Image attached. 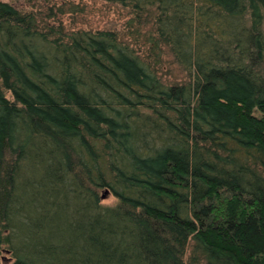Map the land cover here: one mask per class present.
I'll return each instance as SVG.
<instances>
[{
  "label": "rangeland",
  "instance_id": "rangeland-1",
  "mask_svg": "<svg viewBox=\"0 0 264 264\" xmlns=\"http://www.w3.org/2000/svg\"><path fill=\"white\" fill-rule=\"evenodd\" d=\"M252 7L255 24L264 29V0H252ZM20 16L24 20L16 24L0 23V149L21 143L23 108L42 114L58 133L88 148L104 182L101 197L108 191L104 204L133 200L170 213L182 227L185 222L194 226L180 255L184 264H250L219 250L212 234L222 223L227 196L217 194L219 189L259 197L264 203V88L252 81L251 73L244 75L247 95L231 92L220 78L208 76L211 72L197 62L185 40L179 44L185 63L205 79V88L185 96L165 88L187 84L192 77L159 31L155 7L139 10L103 0H0V22ZM80 31H114L125 47L111 50L114 63L133 77L127 78L130 83L152 97L141 98L125 112L98 88L81 83L73 71L76 43L70 40ZM62 92L76 106L63 108L81 120L74 127L59 124ZM219 97L242 102L238 113L243 122L249 120L251 132L232 128L214 114ZM163 102L167 104L157 109L149 104ZM213 203L209 213L201 212L203 205ZM74 224L78 240L70 254L80 264H161V257L172 255L161 245H141L140 229L119 217ZM13 261L11 252L0 247V264Z\"/></svg>",
  "mask_w": 264,
  "mask_h": 264
},
{
  "label": "trees",
  "instance_id": "trees-1",
  "mask_svg": "<svg viewBox=\"0 0 264 264\" xmlns=\"http://www.w3.org/2000/svg\"><path fill=\"white\" fill-rule=\"evenodd\" d=\"M103 1L129 3L139 10L146 7L158 10L159 31L175 48L180 64L192 77L182 86H165L170 91L185 96L205 88V79L196 76L195 67L185 63L179 47L185 40L195 52L197 62L211 72L208 76L220 78L231 92L245 94L244 75L248 72L253 76L252 81L264 88V29L255 24L252 0H223V5L212 1L197 5L193 0ZM16 18L8 17L0 23L12 25L24 20L21 16ZM70 40L76 43L78 60L73 71L81 83L98 88L108 101L123 105L125 112H131V107L141 98L152 97L130 83L127 78L133 77L114 63L111 50L124 47L114 31H80L73 33ZM64 93L57 104L63 109L59 124L64 128L74 127L81 120L70 111L76 106ZM232 100L219 97L214 114H220V120L232 128L251 132L247 126L249 120L243 122L238 113L237 104L242 102ZM149 104L157 109L167 103ZM21 114V143L6 144L0 149V247L11 252L12 264H80L70 254L78 240L74 223L93 217L124 219L140 229L144 239L141 245H161L172 252L170 257L160 258L161 264H184L180 255L193 235L188 231L194 227L190 222L182 227L170 213L133 200L119 199L114 205L104 204L101 198L104 182L88 148L58 133L42 114H33L25 108ZM88 116L95 123L94 117ZM230 193L222 189L217 193L227 196L222 200V223L213 228L216 245L223 252L244 257L250 264H264V203L259 197ZM213 207L214 203L203 205L201 212L209 213Z\"/></svg>",
  "mask_w": 264,
  "mask_h": 264
},
{
  "label": "water",
  "instance_id": "water-1",
  "mask_svg": "<svg viewBox=\"0 0 264 264\" xmlns=\"http://www.w3.org/2000/svg\"><path fill=\"white\" fill-rule=\"evenodd\" d=\"M107 192H108V191H104V192H103L102 197H101L102 199H105V198H106V196H107Z\"/></svg>",
  "mask_w": 264,
  "mask_h": 264
}]
</instances>
